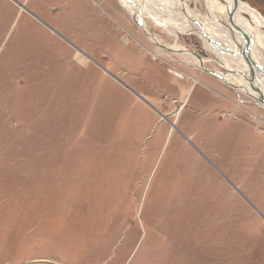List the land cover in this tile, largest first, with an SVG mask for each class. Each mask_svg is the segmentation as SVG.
<instances>
[{
  "label": "rangeland",
  "instance_id": "1",
  "mask_svg": "<svg viewBox=\"0 0 264 264\" xmlns=\"http://www.w3.org/2000/svg\"><path fill=\"white\" fill-rule=\"evenodd\" d=\"M241 1L264 17V0ZM114 2L146 72L85 45L71 1L0 0V264H264V107ZM185 3L229 28L226 0ZM147 23L213 57L199 34Z\"/></svg>",
  "mask_w": 264,
  "mask_h": 264
},
{
  "label": "bare ground",
  "instance_id": "2",
  "mask_svg": "<svg viewBox=\"0 0 264 264\" xmlns=\"http://www.w3.org/2000/svg\"><path fill=\"white\" fill-rule=\"evenodd\" d=\"M120 2L134 18L136 16H138V18H141L142 21L147 25V28H149L150 30L151 27L147 23V17H151L156 23L166 29V31L169 34H172L175 38H178L179 35L186 34V32L199 34V36H201V39L205 42L207 47L212 51L213 57H202L200 59L198 56L194 55V53H191L180 44L171 45L165 43L159 37V35L153 31L155 37L161 43L166 44L173 50L183 51L178 53L183 54L184 57H186L183 58L184 61H187L191 64L193 63L204 72L205 69H211L218 72L219 74H222L224 79L222 81L226 85L233 87L236 91L247 93L249 96L255 99L256 103L264 107V102L261 101V96L264 95V77L259 75L253 78L252 71L247 65L245 59L243 57H235L231 53L234 52L236 54L238 52H241L245 42V37L243 36L241 30L236 27L235 22L237 21V23L240 24V28L242 27L244 31L249 34H254V45L252 50L253 57L255 58L258 66L264 69V60L262 59L260 52V49L261 51H264V35H262L263 33H261L260 30V26H264V17L256 8H254L247 2L238 0L237 5L239 7L240 16L232 18L234 22V24H232L229 19L231 6L226 4L225 12L228 16L229 21L227 23L225 22L227 27L229 26V28L227 29L224 25V27L222 28H216V24H214V26L212 24H209V22H207V20L203 18V16L194 12L193 9L188 6V4L185 3L186 5H183L181 0H120ZM213 2L214 0H212L211 4H213ZM138 5H141V8H139ZM183 8H185L189 12V14L195 19L196 17L197 19H199V22L205 28L206 33L212 36L213 41L215 42L214 44H211L207 40L205 34L195 31L194 26L190 24L188 17L182 11ZM177 11L178 13L176 15L174 12ZM246 14H248L252 19H254V25L249 19V17L246 16ZM216 19L220 21L219 17ZM217 23L219 25V22ZM151 40L153 41V39ZM217 43H221L224 48L230 49L231 52H222L219 48H217V46H215L217 45ZM158 48L161 49L160 46H158ZM210 61L217 62L220 67L224 68V71L211 67H206V63ZM200 64H203L204 70L201 68ZM237 66H240V68H237Z\"/></svg>",
  "mask_w": 264,
  "mask_h": 264
},
{
  "label": "crops",
  "instance_id": "3",
  "mask_svg": "<svg viewBox=\"0 0 264 264\" xmlns=\"http://www.w3.org/2000/svg\"><path fill=\"white\" fill-rule=\"evenodd\" d=\"M62 1L72 2L73 6L71 7L74 8L73 13L81 22L80 24H76L75 29H72L75 30V35H77L85 45L90 46L92 43V50H94L99 57H119L122 65L124 64L126 66L124 70L128 72L134 70L146 72L148 69L146 68L147 66L150 67L156 64L153 61L152 54L144 48L143 36L131 30L132 28L128 26L127 21H125L126 17H122L121 10L116 6L114 0L100 1H108L119 19L114 20L115 23L112 22L111 18L109 19V17L100 11L99 14H97L95 12V6L87 5L84 0ZM118 1L120 2V0ZM51 30L55 33L57 32L54 28ZM123 32H125V34ZM138 67H141V69Z\"/></svg>",
  "mask_w": 264,
  "mask_h": 264
},
{
  "label": "water",
  "instance_id": "4",
  "mask_svg": "<svg viewBox=\"0 0 264 264\" xmlns=\"http://www.w3.org/2000/svg\"><path fill=\"white\" fill-rule=\"evenodd\" d=\"M226 1H227V5L231 6L230 7V17H229L230 22L232 24H234L232 18L240 16V14H239V7L237 5V1L238 0H226ZM181 2H182L183 5H186L185 4V0H181ZM138 7L141 8V5H138ZM182 11L188 17L190 24H192L194 26L195 31L196 32H199V33H202V34H205L206 37H207V40L211 44H214L215 42L213 41L212 36H210V35H208L206 33V30L202 26V24L197 19H195L193 16H191L189 14V12L185 8H183ZM133 20L145 32V34L150 39H153L154 43L157 46H160L161 47V49H164V50H167V51H170V52H173V53L183 52V51H180V50L179 51L173 50L172 48H170L166 44L161 43L155 37L154 32L152 30H150L149 28H147V25L142 21L141 18H138V16H136L135 18L133 17ZM240 30H241L243 36L245 37L244 47H243V49H242L241 52H238V53L235 54L234 52H231L230 49L224 48L221 43H217V45H215V46H217V48H219L222 52H227V53L228 52H231L233 54V56H235V57H237V56L238 57H243L245 59L247 65L249 66V68L252 71L253 78L256 77V76H259V75L264 77V69L263 68H260L258 66L255 58L253 57V53H252L253 45H254V41H253L254 34L253 33H251V34L247 33L246 31H244L243 28H240ZM190 52L191 53H194V55L198 56V54H195V52H193L191 50H190ZM200 66L204 70L203 64H200ZM205 72H207L209 74H212L213 76H215V77H217V78H219L221 80H224L222 74H219L218 72H216L214 70H211V69L207 70V69H205ZM261 101L264 102V95L261 96Z\"/></svg>",
  "mask_w": 264,
  "mask_h": 264
}]
</instances>
